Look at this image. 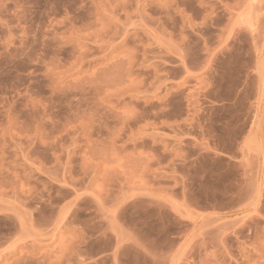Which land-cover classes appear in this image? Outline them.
Masks as SVG:
<instances>
[{"label": "rangeland", "instance_id": "rangeland-1", "mask_svg": "<svg viewBox=\"0 0 264 264\" xmlns=\"http://www.w3.org/2000/svg\"><path fill=\"white\" fill-rule=\"evenodd\" d=\"M0 264H264V0H0Z\"/></svg>", "mask_w": 264, "mask_h": 264}]
</instances>
